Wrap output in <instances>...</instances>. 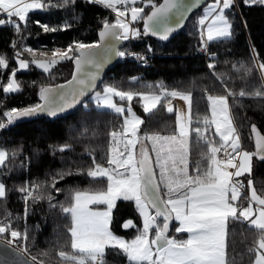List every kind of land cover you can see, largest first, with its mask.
Instances as JSON below:
<instances>
[{"label":"snow or ice","instance_id":"1","mask_svg":"<svg viewBox=\"0 0 264 264\" xmlns=\"http://www.w3.org/2000/svg\"><path fill=\"white\" fill-rule=\"evenodd\" d=\"M87 3L97 4L115 13L114 22L104 20L99 32V42L86 44L74 42L67 49H54L53 59L50 61L32 59L36 67L49 72L61 60H74L75 72L73 79L67 85L42 87L40 90L43 104L28 109H11L3 113L9 123L21 117L33 115L36 112H48L55 116L66 108L79 102L80 97L91 91L99 78V70L108 62L112 54L124 57L126 53L116 48L112 41L128 40L142 34H152L167 40L169 34L181 26L185 14L197 8L201 0H163L157 4L155 0H86ZM246 5L255 3L264 4V0H243ZM75 3V0H58V6ZM235 0H212L203 9V15L198 20L201 37V50L207 51L208 42L229 40L232 37V23L228 11L234 6ZM52 5V0H0V26H11L17 35H21L22 25L27 27L28 14L34 10L46 9ZM119 6V7H118ZM145 7L150 11L145 12ZM130 12V22L128 14ZM15 18V19H13ZM175 18L173 26L170 21ZM139 20L144 21V31L133 27ZM39 24V21H37ZM45 32H55L57 27L40 24ZM63 27H68L65 24ZM16 41L12 47L16 48ZM151 50V49H149ZM32 53L30 48H21L14 55L18 67L12 68L6 84L0 81L3 92L16 93L21 90L20 82L15 79L19 70L29 68V61L22 58V53ZM214 56L215 54H210ZM145 59L144 57H138ZM255 59V57H254ZM7 57L0 54V70L8 68ZM213 75L225 87L224 95H207L210 102L211 119L204 117L200 127H190L192 124V96L191 93H182L176 90L168 91L163 85L158 86L159 94L137 93L131 90H118L111 85H105L103 92H96L94 100L97 107L113 110L123 115L124 106L114 102V97L120 101L131 102L134 97L140 96L144 101V111L152 112L166 97H179L187 102L188 117L181 115L179 121V136L162 137L159 134H145V139L152 141L153 150L157 152V172L147 151L142 150L139 158L133 150L138 142L140 125L144 123L135 113L131 118L124 117L120 129L111 131L110 149L105 164L97 162L89 152L92 164L84 172L93 181L106 178V187L92 192L73 190L70 194L68 206L52 204V197L48 195L50 207H59L61 212L71 219L68 229L71 241L69 247L72 252L60 250L58 256L64 264H106V249H113L123 255L128 264H234L227 253V223L229 219L247 221L249 228L254 229L256 238L247 252L251 257V264H264V188L255 187L252 179L247 181V194L241 189L245 187L238 178L244 174L251 176L253 157L264 160V134L251 125L255 134V151L243 150L240 135L233 123L229 106V98H264V62L256 61L251 67L244 64L233 65V70L244 75L254 69L260 72L262 84L252 91L241 89L238 93L228 89L224 84V74L215 73V64L209 63ZM133 80L138 78L133 77ZM75 85V87H72ZM65 87L68 92L61 91ZM151 87V86H150ZM167 111L172 112L171 102H167ZM86 107V105H85ZM131 111V109H127ZM215 126V133L219 141L209 139L205 133L208 126ZM7 125L0 121V129ZM190 131L195 133L196 143L203 140L202 157L207 167L201 170V164H194V173L188 172V155ZM87 129H85V134ZM131 138H127V134ZM123 143L118 148L116 144ZM158 146V147H157ZM71 145L59 146L57 151L70 150ZM223 152V157L218 154ZM163 153V155H161ZM6 150H0V167H6L5 161L9 156ZM236 161V162H234ZM107 165V166H105ZM229 169H235L230 171ZM68 170L57 173L49 185L56 192L58 180L65 175H72ZM40 186L37 184L21 186L17 191L24 193L25 217L29 214L28 200L33 203L43 198V193H33ZM6 186L0 182V200L6 198ZM132 201L143 218L142 229L137 228V235L131 240L117 236L110 228L112 211L118 200ZM246 202V206H245ZM253 204L256 208H253ZM91 205H105V210L93 209ZM154 210V214H153ZM12 214L6 213L0 218V244L11 248L22 257L28 252L25 242L28 240V230L22 231L12 228ZM158 218H162L158 219ZM179 221L175 228L177 233H188L187 239H177L169 236V224L172 220ZM122 227L136 228L132 220L125 222ZM37 258L31 257L35 262ZM23 264H29L27 259ZM42 264V262H41Z\"/></svg>","mask_w":264,"mask_h":264},{"label":"trees","instance_id":"2","mask_svg":"<svg viewBox=\"0 0 264 264\" xmlns=\"http://www.w3.org/2000/svg\"><path fill=\"white\" fill-rule=\"evenodd\" d=\"M161 1L155 0L157 4ZM52 5L54 6L31 11L28 14L27 27L22 25L21 35H17L11 26H0V54L7 57L9 65L8 68L0 70V81L4 84L9 80L11 69L18 67L14 59L15 53L21 48L33 50L32 53H22V58L28 60L30 66L27 70L16 73L15 78L20 82L21 90L6 94L0 88V121L7 125L0 129V149H5L9 154L15 153L5 161L6 167H0V181L5 184L7 192L6 198L0 200V218L6 213H11L12 228L22 232L27 228L28 240L24 246L27 247V254L30 257L35 256L36 261L42 264H64L58 252L73 251L69 247L71 236L68 229L72 226L71 219L62 213L59 207H50L48 195L52 197V204L68 206L73 190L92 192L104 189L107 184L106 178L93 181L84 174L92 164L89 152L95 156L97 162L105 164L110 149L109 133L118 131L123 125L124 117H129L131 113L126 109L121 115L110 109L99 108L93 94L72 114L65 117L25 116L9 123L3 116L4 112L13 108L22 110L41 104L42 87L53 88L72 78L74 60H61L49 72H45L31 63L33 58L40 59L39 51L65 50L77 41L86 44L97 43L102 22L104 20L114 22L115 19V15L109 9L87 3L86 0H75V3L64 6H58V0H52ZM204 7L194 12L184 28L171 39L163 40L148 33L125 40L120 51L145 52L150 59V66L125 63L119 59L117 65L106 73L97 91H101L105 85H111L118 90L159 94L158 86L163 85L168 91L190 92L191 127H195L197 119L210 116V102L206 96L225 94V87L213 75V70L208 67L209 63L215 64V73L224 74V84L233 92L238 93L242 88L249 92L259 88L262 84L259 71L254 69L241 79L243 74L235 72L232 66L244 64L251 67L257 60L264 62V4L246 5L243 0H236L228 11L232 23L231 39L208 42L207 51L202 52L197 22L203 15ZM149 11L150 8L145 7V12ZM40 24L55 26L58 30L45 32ZM65 24L68 27H63ZM133 27L143 33L144 21L135 22ZM14 40L17 42L16 48L12 47ZM133 77L138 79L133 80ZM168 99L164 98L152 112H145L140 96L134 97L131 102L116 98L119 104L129 106L131 111L144 121L140 125L138 136L147 144L143 149L138 147V156L144 149L150 151L151 155L145 134L162 136L177 134V112L175 109L172 112L167 111ZM229 106L243 150L255 151V134L251 130V125L255 124L264 134V98L230 97ZM206 136L217 141L211 125L208 126ZM65 144H70L71 149L63 152L56 150ZM202 145L203 141L197 144L195 133L190 131V175L194 173L193 166L197 161L201 164V170L207 167V162L202 157L204 151ZM151 157L158 172L155 160L152 155ZM68 170L73 174L65 175L64 179L58 180L56 188L62 191L56 192L49 186L53 182L52 178L57 173ZM249 178L253 180L258 192L264 188V160L253 157L251 176L245 174L240 179L247 186ZM33 184L40 186L33 194L43 193V198L36 203L28 200L29 214L25 217V194L17 189L24 185L31 187ZM247 192L246 187L242 193ZM128 220H132L136 228L122 227ZM141 221V215L134 202L121 199L113 209L111 230L118 236L131 240L137 235V228H142ZM178 225L179 222L174 220L170 237L187 239L188 233L175 231ZM255 238L256 232L249 228L247 221L230 218L227 223L229 260L234 264H251L247 249ZM53 246L59 249L56 250ZM105 259L106 264H128L126 258L113 249H106Z\"/></svg>","mask_w":264,"mask_h":264},{"label":"water","instance_id":"3","mask_svg":"<svg viewBox=\"0 0 264 264\" xmlns=\"http://www.w3.org/2000/svg\"><path fill=\"white\" fill-rule=\"evenodd\" d=\"M188 2H191V0H188ZM209 2H210V0H201V3H200V5L197 8H195L192 11L186 13L183 21L181 22V26L179 28H176L174 31H172L169 34L168 39H171V38L177 36V34L184 28L185 24L187 23V21L189 20L191 15L194 12H196L199 9L203 8L204 6H206ZM162 3H163V0L161 1L160 4H162ZM176 23H177V21H176L175 18H173L170 21V24L173 25V26ZM98 42L101 43L102 45L104 43H106V42L100 41V36H99ZM124 42H125V40L112 41V43L115 44V46H116V48L118 50L121 49V47L124 45ZM119 57L120 56L115 55V54L111 55V58L108 60V62L105 63L103 68L99 70V78L96 80L95 87L91 91L87 92L86 95L80 97L78 103L74 104L71 107L66 108L62 112L57 113L55 116L50 115L48 112H36L35 114L29 115L27 117H31V116H49V117H52V118H60V117H65V116H68V115L72 114L81 104H83L88 98H90L98 90V88H99L100 84L102 83L106 73H108L110 70H112L117 65V63L119 61ZM74 72H75V62H74ZM74 72H73V74H74ZM72 79H73V76H72V78L69 81H71ZM69 81H67V82H65L63 84L57 85V86H55L53 88L56 89V88H58V86L67 85ZM72 87H75V85H73ZM69 90L70 89L68 87H65L61 91L68 92ZM43 103H44V101L42 100L41 104H43ZM144 150L148 152V154H149V156H150V158L152 160V157H151L149 151L147 149H144ZM138 158H139V156H138ZM152 163H153V160H152ZM153 167H154V163H153ZM154 169H155V167H154ZM158 219L162 220V218H158ZM173 221H174V219L169 224V232H168L169 236H170V233H171V227H172ZM24 259H27L29 261V264H41V263H39L37 261L32 262L31 261V257L27 253H25L24 256L22 257L19 253L13 252L12 249L7 247L6 245L0 244V264H23V260Z\"/></svg>","mask_w":264,"mask_h":264},{"label":"rangeland","instance_id":"4","mask_svg":"<svg viewBox=\"0 0 264 264\" xmlns=\"http://www.w3.org/2000/svg\"><path fill=\"white\" fill-rule=\"evenodd\" d=\"M211 3V1L209 2ZM235 3H236V0H235ZM137 6H140L137 4ZM119 7V6H118ZM111 11V10H110ZM112 12V11H111ZM113 13V12H112ZM115 15V13H113ZM130 12L128 14V17L126 19L129 20L130 22ZM63 50V49H61ZM38 57L40 58L39 60H43V61H50L52 60L54 57H53V51L52 52H49V51H39L38 52ZM52 68V67H51ZM50 68V69H51ZM27 70V69H26ZM19 71H24V70H19ZM16 79V78H15ZM104 89V88H103ZM103 89L101 91H97V92H103ZM96 93V92H95ZM95 93L93 95V99H94V96H95ZM116 98H119V97H114V102H117L116 101ZM168 101L171 102V106L173 107V110L175 109L176 112H177V127H178V132L177 134H175L177 137L179 136V121H178V117H180L181 115H183L185 117V121L187 120V117H188V112H187V102L182 100L181 98L179 97H168ZM143 100V99H142ZM118 103V102H117ZM145 103V101L143 100V104ZM118 105L120 106H124L126 109H129V106H126V105H122V104H119ZM168 106V104H167ZM99 108H103V107H99ZM107 109V108H105ZM211 111V110H210ZM130 113H134L132 111H130ZM131 114L128 118H131ZM136 115V114H135ZM137 117H139L138 115H136ZM141 119V117H139ZM191 127V126H190ZM162 136V135H161ZM170 136H173V135H167V136H162V137H170ZM127 138L130 139L131 138V134L128 133L127 134ZM190 143V141H189ZM147 143H145L144 139H140L139 136H138V142L136 144V148L133 150L134 154L136 155V157L138 158V152H139V148L140 149H143V147L146 145ZM148 145L150 146L151 148V155L153 156L154 160H155V163H156V156H157V152L153 150V145H152V141L148 139ZM116 146L118 148H123L124 147V144L123 143H118L116 144ZM139 147V148H138ZM158 147V146H157ZM190 148V146H189ZM0 150H5V149H0ZM150 152V151H149ZM161 155H163V153H161ZM236 162V161H234ZM157 168H158V171H159V167L158 165L156 164ZM230 171H235V169H229ZM188 172H190V167H189V155H188ZM247 174V173H246ZM245 175V174H244ZM243 176V175H242ZM238 177V178H235V179H238L240 181H242L240 178L242 177ZM1 182V181H0ZM117 203V202H116ZM90 207H92L93 209H98V210H105L106 206L105 205H91ZM253 208L255 209V206L253 204ZM154 214V213H153ZM112 215H113V211H112ZM142 221H141V224H142V227H143V218L141 217ZM110 228H111V224H110ZM142 229V228H141ZM116 234V233H115ZM117 235V234H116ZM118 236V235H117ZM121 237V236H120ZM54 249L58 250L59 248L57 246H53Z\"/></svg>","mask_w":264,"mask_h":264},{"label":"built area","instance_id":"5","mask_svg":"<svg viewBox=\"0 0 264 264\" xmlns=\"http://www.w3.org/2000/svg\"><path fill=\"white\" fill-rule=\"evenodd\" d=\"M202 51V50H201ZM126 53V55L124 57H119V59H121L122 62H133L137 65H140V66H145V67H148L150 66V59L148 58V54L145 53V52H140V51H133V50H125L124 51ZM202 52H205V51H202ZM138 57H144L145 59H139ZM204 118H199L196 120L197 121H200V125H203L202 121H203ZM204 126V125H203ZM206 135V133H205ZM203 141V140H201ZM219 157H223V152H221L220 154H218ZM245 185L244 188L241 189V191H245L246 190V184L243 183ZM245 206H246V202H245Z\"/></svg>","mask_w":264,"mask_h":264},{"label":"crops","instance_id":"6","mask_svg":"<svg viewBox=\"0 0 264 264\" xmlns=\"http://www.w3.org/2000/svg\"><path fill=\"white\" fill-rule=\"evenodd\" d=\"M209 119H211V111H210V116H209ZM234 123V122H233ZM235 125V124H234ZM211 129L213 130V134L215 135L217 141H219V136L215 133V126L214 125H211ZM240 143H241V140H240ZM159 172V171H158ZM190 175V174H189ZM235 179V178H234ZM255 208H256V205L254 204ZM176 221V220H175ZM179 222V221H178Z\"/></svg>","mask_w":264,"mask_h":264}]
</instances>
